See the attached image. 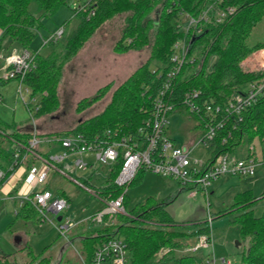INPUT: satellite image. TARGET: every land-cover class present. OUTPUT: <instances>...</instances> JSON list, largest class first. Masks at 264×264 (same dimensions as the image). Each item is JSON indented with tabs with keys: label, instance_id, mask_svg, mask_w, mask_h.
Masks as SVG:
<instances>
[{
	"label": "trees",
	"instance_id": "16d2710c",
	"mask_svg": "<svg viewBox=\"0 0 264 264\" xmlns=\"http://www.w3.org/2000/svg\"><path fill=\"white\" fill-rule=\"evenodd\" d=\"M210 1L90 0L88 4L73 10L72 17L78 22L77 28L70 30L72 20H69L62 25L64 35L61 39L47 41L50 37L46 38L45 44H52L53 51L47 56L42 55L40 50L33 52L35 69L23 79L27 89L32 91V98L40 95L36 107L37 115H51L59 111L61 101L58 86L65 63L75 56L84 36L91 34L102 22L115 14L124 12L128 14L123 38L116 46L118 51L141 49L149 45L153 32L154 45L148 63L114 91L111 101L101 114L81 121L76 129L62 136L56 133L50 137L63 138L83 134L93 139L104 136L108 131L113 134L118 132L120 136L138 135L139 130L151 117L154 99L162 85L159 74L171 66L173 45L182 38L176 27L180 13L188 11L197 15L198 10ZM67 4V0H0V52L14 46L30 50L31 44L44 28L43 19L51 18ZM228 4L237 7L236 14L227 22L211 27L207 34L200 36L194 43L195 48L201 50L206 59L201 71L197 69L201 66L202 60H198L195 66L187 64L184 67L176 81L178 105L182 102L184 93L192 89L201 92V104L211 102L226 104L234 95L243 94L250 84L264 78V72L245 73L240 67L252 53L264 49V42L254 46L247 43L253 29L264 20V0H233ZM158 6H162L163 10L162 8L157 10ZM169 6L173 10H167ZM153 12L159 13L157 20L154 21L151 16ZM153 64L156 70L151 69ZM108 89L110 86L101 89L96 97L83 100L78 107L79 111L85 110L99 100ZM10 127L0 122V169L7 173L4 182L13 174L10 169L16 161V152L20 151L23 158L26 152L20 146H28L32 138L31 128L23 132L8 133ZM229 131L228 127L227 131L220 132L218 137L210 142L209 150L213 158L220 154L238 156L246 141L251 143L255 138L264 140V97L244 114L243 121L239 123L237 130L232 132L231 138H228ZM35 151L43 157L50 155L43 153L39 147ZM251 157L250 155L248 158ZM35 161L36 159L31 157L28 161L29 167ZM122 166L123 156L120 155L117 162L109 166L105 181L98 188L102 198L116 199L124 193V188L115 183ZM15 170L16 168L13 171ZM145 172L146 169H140L128 189L134 183L142 181ZM62 195L69 199L64 193ZM127 199L126 193L125 208ZM260 200H264V190L260 197H256L251 190L241 192L235 197V203L229 209V212L240 213L236 217L240 235L243 239L250 240L242 264H264V212L261 216H256L254 209ZM167 207L168 203L149 198L127 212L128 215H117L120 222L116 225L112 222L108 224L109 217H106L102 228L91 229L89 226L88 234L80 236L86 257L90 258L102 242L122 237L128 246L131 264H151L162 250L169 249L161 257V260L165 261L176 249L183 248L181 240L188 235L178 229L180 226L168 213ZM15 217L25 221L41 222L39 213L30 203H26ZM207 232L205 226L195 235ZM25 249L28 261L24 264H52L50 258L35 255L29 246ZM171 259L175 264H192L196 261V257L192 255L179 258L173 256ZM0 264L19 263L14 258L1 257Z\"/></svg>",
	"mask_w": 264,
	"mask_h": 264
},
{
	"label": "rangeland",
	"instance_id": "374dc122",
	"mask_svg": "<svg viewBox=\"0 0 264 264\" xmlns=\"http://www.w3.org/2000/svg\"><path fill=\"white\" fill-rule=\"evenodd\" d=\"M214 1L216 0H211L201 7L197 15ZM89 2L90 0H67L68 4L63 6L51 18L43 19L44 28L40 30L37 38L31 44L30 50L32 52L40 50L39 52L42 55H49L53 51V45L45 44L46 38L55 34L63 23L69 20H72L70 30L76 29L78 22L72 17L73 10ZM158 8L163 10L162 6H158L157 10ZM167 10L170 11L173 8L169 6ZM157 12H153L151 15L153 21L157 20L156 17L159 15ZM127 17L128 14L125 12L115 14L102 22L91 34L82 38L83 41L75 56L64 65L63 76L58 86L61 107L59 111L51 115H37L38 110H36V107L40 95L32 98V91L27 89L23 79L9 81L3 79L5 63L3 58L0 57V119L11 126L8 133L20 132L21 129L28 128L30 124L31 132H33L34 123L40 135L41 124L43 129L47 128L51 131L48 137L45 140L42 139V141L52 144L49 140L59 138H53L50 135L59 133L57 135L62 136L64 133L76 129L81 121L89 120L101 114L111 101L114 91L142 66L147 64L151 57L155 39L154 32L150 35L149 45L141 49L132 48L126 51L116 49L126 30ZM195 42L192 40L193 44ZM261 42H264V20L257 24L247 40L250 46ZM194 45L190 59L194 60L193 66L198 63V60H202L200 62L202 63L201 66H198L197 69L201 71L206 56L200 52L201 50H197ZM14 47L18 48L15 51L22 50L21 47ZM214 60L213 58L212 61L214 62ZM251 64L255 66L254 71L243 69L247 68L248 65L252 66ZM240 67L245 73L264 72V49L252 53L241 63ZM151 69L155 70L156 66L153 64ZM107 86H110V89L104 93V96L102 95L99 100L85 110L79 111L78 107L83 100L96 97L99 91ZM203 132V124L199 117L182 108L172 115L168 134L176 141L178 146H191L190 160L192 163L195 161L206 162L212 156L208 146L197 143ZM195 142L197 144L192 147ZM250 155L257 163L254 176H222L213 182L207 196L199 191L195 197H191L190 192L183 190L176 180L149 171L143 174L142 181L129 187L126 203L127 212L149 198L156 199L158 202L165 201L168 203V213L180 226L178 229L188 234L181 240L183 248L176 249L165 261H162L161 257L169 251V249H164L151 264H175L171 258L173 256L179 258L184 255L202 257L205 262L208 259H213L211 249L199 250L197 253L190 251L198 242V236L195 233L206 226L205 222L208 220L209 213L213 217L211 236L215 243L216 257L231 260L232 264L243 263V256L248 250L250 240L243 239L240 235V228L236 223V217L240 213L238 211L229 212V209L234 205L235 197L241 192L251 190L256 197H260L263 193L264 140L261 141L259 138H255L251 143L246 141L237 157L246 159ZM71 160L73 162V159ZM87 162L90 163L88 170L77 169L72 176L88 187L90 191L62 177H58L49 183V189L55 193H58L59 186L65 189L70 199L71 208L68 213H62L60 216L66 217L68 215L73 224L84 220V218L105 207V204L97 196L102 198L98 188L104 183L109 167L96 162L94 158L87 160ZM36 166L39 167L40 165L36 164ZM7 182L8 180L3 182V186ZM44 187L45 185L40 186L41 189ZM58 196L61 197V195ZM4 203L6 204L4 205ZM4 203L0 202V258L11 257L16 259L19 264L28 261L27 249H25L28 246L35 255L50 258L52 264H83L81 257H86V252L80 236H86L90 228L99 229L104 225L89 221L81 223L79 227L72 228L63 235L54 226L61 224V221L58 220L60 216L48 214L49 220H53L54 225L49 221H25L14 216L15 208L12 203L8 201ZM254 209L255 215L261 216L264 212V200L258 201ZM111 222L116 225L120 222V219L117 215L114 217L109 216L108 224Z\"/></svg>",
	"mask_w": 264,
	"mask_h": 264
},
{
	"label": "built area",
	"instance_id": "2783aa9c",
	"mask_svg": "<svg viewBox=\"0 0 264 264\" xmlns=\"http://www.w3.org/2000/svg\"><path fill=\"white\" fill-rule=\"evenodd\" d=\"M230 1L233 0H216L198 15L180 14L176 27L182 38L173 45L170 58L171 66L167 71H162L159 74L162 85L154 99L151 117L139 130L138 135L120 136L118 132L113 134L108 131L104 136L93 139H89L83 134H77L49 140L50 143H59L62 150L57 154L50 153L48 157H43L35 151L43 141L39 137L36 124L33 123L34 131L29 145L20 146L26 154L21 158L22 153L16 152V161L10 169L13 174L8 179L9 182L12 177H16L17 181L22 182L20 208L26 203H30L39 213L41 221H49L54 225V221L49 220L48 214L60 216L62 213H66L70 202L64 197L55 196L46 187L39 188L48 182L52 171L59 170L58 164L72 156L76 157L75 168L83 171L90 167V163L85 159L87 156L92 155L96 162L107 166L117 162L120 155L123 156V166L115 183L124 188V193L116 199L109 200L95 194L105 204L104 209L96 212L91 218L92 222L96 224H103L105 218L109 216L127 214L124 205L125 194L128 191V186L135 180L142 168L162 177L176 180L183 190L190 192L191 197H195L199 191L206 196L209 195L213 182L222 176H254L257 163L252 157L241 159L235 155L220 154L215 158L211 156L206 162L195 161L192 163L190 160L191 146H178L168 134L172 115L182 108L200 118L204 132L197 143H203L209 147L210 142L214 141L220 132L227 131L228 127L230 128L228 138H231L232 132L237 130L239 123L243 121L244 114L264 97L263 78L250 84L243 94L234 95L226 104L215 102L201 104L202 94L196 89L186 91L180 105L176 102V81L183 68L187 64L194 63V60L190 59L194 45L192 40L204 35L211 27L225 23L236 14L237 7L228 4ZM63 35L64 28L61 27L47 41H57ZM34 59V53L27 49L13 52L5 58L3 79L6 81L24 79L35 69ZM226 141L227 139L224 140V143ZM197 143H193L192 147ZM31 157L40 160L41 167L33 165L25 168ZM15 168L16 170L13 171ZM6 174L4 170L0 169V192ZM69 177L81 188L90 191L78 179L73 176ZM60 217L61 224L54 226L61 234L65 235L75 227V223L73 224L72 219L68 216ZM212 224L213 217L209 213L208 220H206L208 232L198 236L197 244L190 251L197 253L199 250L211 249L213 259H208L205 262L202 257H196V261L192 264H232L231 260L216 257L215 243L211 236ZM81 258L83 264H131L129 249L122 237H114L102 242L90 258Z\"/></svg>",
	"mask_w": 264,
	"mask_h": 264
},
{
	"label": "crops",
	"instance_id": "0c3cea01",
	"mask_svg": "<svg viewBox=\"0 0 264 264\" xmlns=\"http://www.w3.org/2000/svg\"><path fill=\"white\" fill-rule=\"evenodd\" d=\"M16 49H18V48L12 47L10 50H8V49L1 50L0 57L3 58L4 63H5V58L8 57ZM6 52H7V55L5 56ZM251 65L252 66L248 65L247 68H243V69L245 71H254V69H255L254 67L255 66H254V64H251ZM0 122H3V121L0 119ZM3 123H5V122H3ZM5 124H7V123H5ZM30 128H31V124H30V126L28 128L21 129L20 132H23L24 130H28ZM39 132H40V138L45 140L48 137V135H49V133L51 131L47 130V128L43 129V127L40 124V131ZM39 149L43 153H48V154H50V153L57 154V153H59L62 150L60 144H58V143L47 144V143H44V142L39 146ZM92 158H94L92 155L85 157L86 161L87 160H92ZM71 159H73V162H71L72 161ZM75 159H76V157L72 156V157L66 159L65 161H63L62 163L58 164V169L59 170L58 171L54 170V171L51 172L49 180L45 184V187L49 188L50 181H53L54 179H57L58 177H62V178H66L68 180H71L69 176H72V174L75 173V170H77V168H75V166H74V160ZM36 164H39L40 165L39 167H41L42 162L40 160H36L33 163V165L36 166ZM26 166L27 167H25V168H29L28 163H27ZM78 170H80V169H78ZM262 178L264 180V177H262ZM71 181L74 182L73 180H71ZM22 186L23 185H22L21 181H17L16 177H12L9 182L5 183V185L3 186V188H2V190L0 192L1 193L0 194V202L1 203H4V202L8 201V202H10V203H12L14 205V208H15L14 216L16 215V212L20 211V209H22L26 205L25 204L22 208H20V193H21V190H23ZM39 189H41V188H39ZM57 190H58V193H55V192L52 191L55 196L59 197L58 195H61V197H63L62 194L64 193L68 197V195H67V193H66L64 188L59 186ZM68 200L70 202V199H68ZM163 202L166 203L165 201H163ZM5 204L6 203H4V205ZM70 208H71V204H70L69 209ZM69 209L67 210V213L69 212ZM95 213H93L92 215L88 216L87 218H84V220H82V221L75 222V227L74 228L79 227L81 223L83 224L85 222H89V221L91 222L92 221L91 218H92V216Z\"/></svg>",
	"mask_w": 264,
	"mask_h": 264
},
{
	"label": "water",
	"instance_id": "95a60500",
	"mask_svg": "<svg viewBox=\"0 0 264 264\" xmlns=\"http://www.w3.org/2000/svg\"><path fill=\"white\" fill-rule=\"evenodd\" d=\"M198 38H199V37H198ZM198 38H194L193 41L195 42L196 39H198ZM58 220L61 221V217H59Z\"/></svg>",
	"mask_w": 264,
	"mask_h": 264
}]
</instances>
